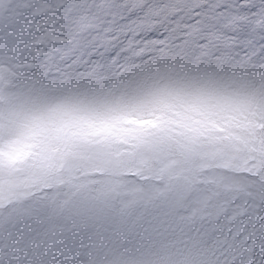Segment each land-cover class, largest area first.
<instances>
[{
	"label": "snow or ice",
	"instance_id": "snow-or-ice-1",
	"mask_svg": "<svg viewBox=\"0 0 264 264\" xmlns=\"http://www.w3.org/2000/svg\"><path fill=\"white\" fill-rule=\"evenodd\" d=\"M0 264H264V0H0Z\"/></svg>",
	"mask_w": 264,
	"mask_h": 264
}]
</instances>
